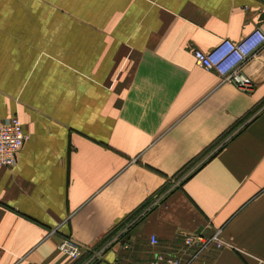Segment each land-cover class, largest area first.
I'll use <instances>...</instances> for the list:
<instances>
[{"label":"crops","instance_id":"obj_1","mask_svg":"<svg viewBox=\"0 0 264 264\" xmlns=\"http://www.w3.org/2000/svg\"><path fill=\"white\" fill-rule=\"evenodd\" d=\"M259 28L264 0H0V122L27 136L0 168V264H149L215 232L224 246L199 264H264V47L246 90L193 57Z\"/></svg>","mask_w":264,"mask_h":264},{"label":"built area","instance_id":"obj_2","mask_svg":"<svg viewBox=\"0 0 264 264\" xmlns=\"http://www.w3.org/2000/svg\"><path fill=\"white\" fill-rule=\"evenodd\" d=\"M263 47L264 29L259 28L237 43L223 40L209 52L195 50L193 51V57L196 65L200 68L206 71H213L223 81H230L239 89L246 90L251 88V81L244 76L242 69L248 60ZM26 140L27 136L23 132L21 121L17 116L0 122V168H9L16 164L17 154ZM187 174L178 180H174L170 188L165 192L153 195L151 203L139 217L144 216L149 209L159 205L165 196L173 188L177 187ZM126 232L119 231L105 245V248L118 244L121 241L120 236ZM179 240L180 246L173 248L171 252L159 249L154 251L149 264H199L203 255L211 248L219 250L224 246L219 232L208 235L204 233L185 235ZM149 244L151 248H159V241L155 236H150ZM58 248L73 259H78L82 255L81 248L69 238L61 239ZM103 251L91 252L92 261H99Z\"/></svg>","mask_w":264,"mask_h":264},{"label":"trees","instance_id":"obj_3","mask_svg":"<svg viewBox=\"0 0 264 264\" xmlns=\"http://www.w3.org/2000/svg\"><path fill=\"white\" fill-rule=\"evenodd\" d=\"M206 155V154H205ZM201 156V157H198L197 159H195L194 161H192L189 165H187L182 171H180L177 175H175L173 177L172 180H178L179 178L183 177L186 173H188L197 163H199V161L205 156ZM170 184L167 183V185H165L164 187H162L161 189H159V191L157 193H155L156 195L157 194H160V193H163L165 192L167 189L170 188L169 186ZM170 193V192H169ZM168 193V194H169ZM154 194V195H155ZM167 194V195H168ZM166 195V196H167ZM165 196V197H166ZM153 199V195L145 202L143 203L140 207H138L135 211H133L132 213H130L124 220L123 222L119 223V225H117L112 231H110L109 233H107V235H105V238L101 241V243L98 245L99 247H101L104 243H107L111 238H113L119 231L120 228L128 225V224H131L130 226H133L134 224H137L139 223L141 220H142V217H139L141 215V213L149 206V204L151 203ZM152 209V208H151ZM149 209V211L151 210ZM129 231H127L126 233L122 234L120 236V240H124L127 235H128ZM95 250V249H93ZM92 251L89 252V254H91ZM88 254V255H89Z\"/></svg>","mask_w":264,"mask_h":264}]
</instances>
